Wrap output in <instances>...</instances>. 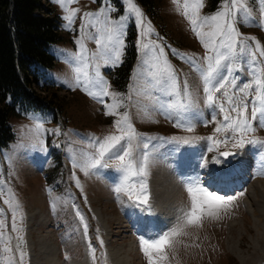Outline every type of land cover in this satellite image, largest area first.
Wrapping results in <instances>:
<instances>
[{"label": "rangeland", "instance_id": "obj_1", "mask_svg": "<svg viewBox=\"0 0 264 264\" xmlns=\"http://www.w3.org/2000/svg\"><path fill=\"white\" fill-rule=\"evenodd\" d=\"M48 1L57 15L61 39L48 46L55 58L54 64L36 65L40 83L36 90L47 97L56 95V100L53 107L19 110L10 117L14 139L0 151V209L3 210L0 219L7 224L3 229L4 239L0 240V264H35L34 260L40 264H48V261L51 264H149L132 240L134 235L141 241L140 232L145 230L140 215L131 205L138 204L136 195L129 199L123 192H115L123 183V174L116 171L117 161H109L106 156L100 167L89 168L87 174L84 167L90 158L98 157V145L107 136L121 135L116 126L119 119L121 127L126 129L130 124L136 134L131 143L137 166L145 158L147 160L148 202L152 189L153 202L162 201L161 196L167 195V188L161 191L153 187L169 175L166 171L172 174L177 168V173L182 175L178 183L185 184V178L188 181L194 177L183 166L188 162L194 164L193 159L181 157L179 162L168 161L175 155L171 152L182 151L181 147L193 149L192 154L198 150L203 153L207 163L202 165L200 179L210 191L221 195L218 187L222 186L211 171L216 159L221 162L226 159L217 166L216 173L220 169L229 170L239 160L234 155L247 150L246 156L255 166L254 171L264 172V144L250 142L264 141L261 115L258 113L257 118L251 120L255 88L248 90L247 97L248 116L254 131L244 134L243 146H234L232 141L218 145L207 139L213 137L222 141L225 136H232L231 131L216 132V128L224 124L219 104L223 103L226 109L229 107L224 91L239 102L244 95L239 89L244 83L254 84L256 79H264V55H261L264 50V12L261 11L264 0H242L247 12L237 11L230 19L238 33V42L232 52L227 48L219 49L224 59L212 85L220 76L235 83L213 93L215 106L207 101L201 71L207 69L206 58L214 53L205 49L192 30L189 17L195 14L197 23L202 24L205 17L223 10L225 0H202V7L195 13L189 7L188 16L184 15V0H180L179 7L174 0H152L150 6L133 0L142 13L139 18L129 11L125 0H77L69 5V9L76 12L71 24L64 19L69 13L54 0ZM189 2L195 4L197 0ZM85 13L102 14L85 18ZM106 26L114 29L122 45L116 44L114 39L108 40L112 33ZM201 30L207 34L213 28L203 26ZM129 39L137 54L126 75L121 67L127 61ZM117 51L119 61H115ZM78 57L90 66L91 79L106 82V95H90V91L100 90V86L94 84H89L88 91L76 86L74 69L78 66ZM97 66L99 78L96 77ZM166 68L174 70V78ZM110 111L113 114H108ZM177 124L192 126L194 131H185ZM124 135L127 137V131ZM173 137L193 142L177 144L172 142ZM124 144L126 140L121 142ZM225 151L234 153L232 158L219 155ZM106 161L109 166L103 167ZM144 179L132 177L129 180L136 185L135 193H139L140 182ZM217 180L220 179L217 177ZM259 188L263 194L257 210L264 213V184ZM244 200L246 197L243 201L241 196L235 197L229 205L219 209L218 216L204 214L198 223L188 225L185 213L191 209V200L186 192L187 211L173 228L182 227L183 230L170 237L171 244L164 253H154L157 264H243L241 256L246 264H264V246L256 254L254 249L252 230L256 218L250 214ZM173 203L175 206L177 201ZM14 212L18 231L12 230ZM159 220L162 224L161 218ZM235 223L240 224L238 230H242L232 235L230 225ZM241 233V249H237ZM34 241L37 251L47 249L50 255L38 257ZM6 247L11 251L6 252ZM228 248L239 250L241 256L231 254ZM21 251L25 254L22 262ZM161 255H166L167 259H160Z\"/></svg>", "mask_w": 264, "mask_h": 264}, {"label": "snow or ice", "instance_id": "obj_2", "mask_svg": "<svg viewBox=\"0 0 264 264\" xmlns=\"http://www.w3.org/2000/svg\"><path fill=\"white\" fill-rule=\"evenodd\" d=\"M54 2L61 5L62 8L69 14L64 17L65 20L71 24L76 15L75 11H71L69 9V5L77 2V0H54ZM128 5L129 11L135 13V15L139 18L142 16L140 9L133 3V0H125ZM179 7L180 0H174ZM238 5L240 7H238ZM184 15L188 16V9L192 7L194 13L202 7V0H197V3L190 4L189 0H184ZM247 12V8L242 5V0H225L223 10L219 11L213 16L205 17L202 24L197 23V17L193 14L190 19V23L193 25V31L200 38L201 43L204 45L205 49L214 53V55L208 56L206 59L208 61L207 69L201 70L203 80L205 82L207 92V101L210 106L216 105V99L213 93L221 92V90L226 89V86L232 85L234 86V80L229 81L225 78V76H220L219 81L212 85V80L215 78V75L220 71L221 61L224 59V56L219 52L221 48H227L230 52L234 51V46L237 44V36L235 28L230 23V19L234 17L237 11ZM264 12V9L261 10ZM102 13H85V18L94 17L101 15ZM203 26H210L213 28V31L205 34L201 29ZM106 30L112 35L108 36V40L111 42L113 39L115 43L118 45H122V40L119 39L118 36L115 35L114 29L106 26ZM205 35H207V39H205ZM219 39V43L217 40ZM97 44H100V40L98 39ZM253 57L255 56V52L252 53ZM261 55H264V50L261 51ZM78 66L75 67L76 73V86L83 87L85 91H88L89 84H94L100 86L99 92H89L90 95L94 97L102 96L107 94V86L106 82L102 79H91L90 73L88 71L89 65L84 61V59L78 57ZM115 61H119V52L115 53ZM255 62V61H254ZM194 66L195 63L193 62ZM200 70V69H198ZM165 71L174 78V70L170 68H166ZM231 71V69H228ZM96 77L99 78V71L97 66ZM255 88L254 99L251 103V120H255L257 118V114L261 115V123L260 126L264 127V79H256L255 83H244L242 87L239 89L241 93H243V98L237 102L233 99V97L229 96L227 91H224V96L227 97L225 103L229 105L226 109L224 104H219L220 112L223 113L224 124L222 127H217L216 132L219 133L222 130L231 131L232 136H225L224 140L216 141L213 137H208L207 139L215 144H223L226 145L229 141L233 142L234 146H243L244 134L248 132L254 131L252 128L249 116L248 109L249 103L247 102V97L249 95V91ZM235 115H232V114ZM108 114H113L111 111ZM127 118L125 117V120ZM117 129L121 132V135H109L107 136L101 143L98 145V157L90 158L88 163L85 165L84 170L85 174L89 168L96 169L101 166V162L105 160V157H108V160L117 161L116 171L123 174V183L115 188V192L117 194L124 193L129 197L136 195V200L138 201L137 206L139 204H147L148 203V192H147V160L144 161L137 166V162L133 156L132 149V140L135 138V132L132 129L131 125L128 124L126 129L121 127V120L116 121ZM177 127H183L185 131H194L192 126L184 127L182 124H177ZM125 131H127V137L124 135ZM239 135V138L237 136ZM199 139V138H194ZM126 140V144L121 145L122 141ZM172 142L177 144H190L193 141L188 138H180L173 137ZM251 143H261L264 144V141H250ZM119 146V147H118ZM146 146V145H145ZM211 150V149H209ZM220 156L228 157L229 155H234L230 152H221ZM206 164L207 162L204 161ZM215 163L219 164L221 161L219 159L215 160ZM109 164L106 161L103 164V167H108ZM132 177H143L145 178L140 182V191L139 193H135L134 190L136 188L135 184L129 183V180ZM222 181L226 179V177L222 176L220 178ZM77 183H79L77 181ZM186 190L189 193V197L191 200V209L185 213V223L188 225L198 223L204 214H207L210 217L218 216L219 209L229 205L235 197H226L224 195L218 194L215 190L210 191L208 187L204 186L199 175L192 177L186 184ZM5 203H9L10 201H5ZM2 209H0V213H2ZM83 220V217H81ZM7 227V224L4 220L0 219V240L4 239L3 229ZM12 230L18 231L15 223V212L13 213V221H12ZM183 230L182 227H177L172 230L168 234L161 233L155 237L149 238H141V248L142 251L147 257L149 264H157V260L154 258V253H164L165 248L169 247L171 244L170 237L178 235ZM11 238L9 237V240ZM22 239V238H21ZM103 242L101 241V244ZM6 252H10L11 249L6 247ZM94 253V250H93ZM24 253L20 252V260L21 262L24 259ZM160 259H167L166 255H161Z\"/></svg>", "mask_w": 264, "mask_h": 264}, {"label": "trees", "instance_id": "obj_3", "mask_svg": "<svg viewBox=\"0 0 264 264\" xmlns=\"http://www.w3.org/2000/svg\"><path fill=\"white\" fill-rule=\"evenodd\" d=\"M139 1L147 6L152 2ZM59 39L58 18L48 0H0V150L14 139L11 116L54 106L55 94L51 98L36 90V65L54 64L48 46ZM136 54L129 39L123 74L130 73Z\"/></svg>", "mask_w": 264, "mask_h": 264}, {"label": "bare ground", "instance_id": "obj_4", "mask_svg": "<svg viewBox=\"0 0 264 264\" xmlns=\"http://www.w3.org/2000/svg\"><path fill=\"white\" fill-rule=\"evenodd\" d=\"M253 151V150H252ZM245 153V152H244ZM237 155V154H235ZM234 155V158H239V155L235 156ZM250 157V156H249ZM264 157V156H263ZM232 158V157H231ZM230 159V158H228ZM227 159V160H228ZM224 160L226 159H223V162ZM234 160V159H233ZM232 160V161H233ZM178 161V160H177ZM229 161V160H228ZM179 162V161H178ZM235 162V161H234ZM172 164V163H171ZM179 164V163H178ZM221 164V163H220ZM226 165V164H225ZM232 165V164H231ZM253 165V164H252ZM173 166V164H172ZM176 166V165H175ZM184 166V169L187 168V173L190 171L192 173V175L195 177L197 175L200 176V168L194 163H186ZM197 166V167H196ZM219 166V165H218ZM230 166V165H229ZM174 167V166H173ZM179 167V166H178ZM181 167V166H180ZM257 167L259 168L260 165H257ZM264 167V166H263ZM220 168V167H219ZM246 169V163L244 161V159H239L236 161L235 165L234 166H231V168L229 170H225V169H220L218 170V179H220L222 176L226 177V179L224 180L226 182H230V181H235L234 184L236 186V188L241 191V193L243 195L246 196V200H244V205H247L248 203V207L250 209V214L256 218L254 219L253 221V232H254V236H255V239H254V249H255V254L257 252H259V250H261V248L264 246V213L263 212H258L257 208L260 206L261 204V201H260V195L263 194V191L260 190L259 188V185H262L264 184V181L260 180V179H264V172H258L257 175V180L259 181H253L251 179V176H246L245 174H240L242 173L244 170ZM255 170V169H254ZM177 168L176 169H173L171 172L172 174H170L169 172L166 171L167 174H169L168 176H166L163 180H160L158 181L153 187H156V189H159V190H164L165 188L168 189V193L167 195L164 194L163 196H161L162 198V204H164L165 206H163L161 209L165 210L167 208V206H174L175 203H173V201H178V198H180V192L181 190L184 188V183L183 182H180L178 183V181L181 180V177L182 176L181 174L177 173ZM181 172V170H179ZM264 171V170H263ZM185 173V174H187ZM212 173L215 175V172L212 171ZM239 175L238 178H236V176ZM190 175V174H189ZM202 175V174H201ZM184 177V176H183ZM186 177V176H185ZM192 178V176H191ZM214 178V177H212ZM185 181H187V178H185ZM186 183V182H185ZM168 185V187H166ZM161 193V192H160ZM169 195V196H168ZM160 201V200H159ZM167 204V206H166ZM161 209H159V212H161ZM162 220V219H161ZM158 223H160V220L158 219L157 220ZM163 222V221H162ZM149 223L146 222V226L148 225ZM162 225V224H160ZM245 225V224H244ZM238 226L241 227L240 224H232L230 225V234L233 235V232L234 231H237L240 233V231L242 230H238ZM239 227V228H240ZM160 231L163 230V232H166V231H169V229H163V228H159ZM247 231V230H246ZM35 234V233H34ZM49 238V237H48ZM243 240L242 238V233L241 235L239 236V239H238V244H237V249H241V241ZM36 243L34 241V250L36 251V255L38 257H42L44 254H48L50 255L51 251L50 250H40V251H37L36 250ZM33 246V245H32ZM228 251L231 253V254H240L239 250H232L230 248H228ZM38 252V253H37ZM33 256V255H32ZM45 256V255H44ZM37 259V258H36ZM48 260V259H47ZM46 261V260H45ZM34 262H36L35 264H40V262L37 263V261L34 260ZM51 261H48L46 263L48 264H51L50 263ZM240 262L243 263V264H246V261L245 259L241 256L240 257ZM43 264V263H41Z\"/></svg>", "mask_w": 264, "mask_h": 264}]
</instances>
